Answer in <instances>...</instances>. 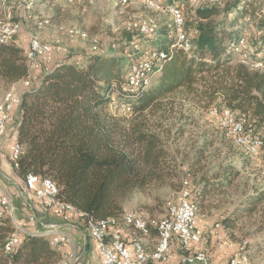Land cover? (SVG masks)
Instances as JSON below:
<instances>
[{"label":"trees","instance_id":"1","mask_svg":"<svg viewBox=\"0 0 264 264\" xmlns=\"http://www.w3.org/2000/svg\"><path fill=\"white\" fill-rule=\"evenodd\" d=\"M255 1L223 2L231 19L215 20L220 7L198 9L202 22L192 29L187 25L188 30L198 31L188 52L173 46L175 38L168 28L163 33L168 40L158 49L167 53L160 76L141 90L122 89L121 55L139 37L146 38L143 34L124 32L114 48L93 52L81 63L56 59L35 86L21 95L14 127L23 153L18 169L16 162L12 163L16 176L21 181L28 174L52 179L59 187L60 200L94 220L120 217L134 192L177 183L182 188V163L173 153V143L216 101L222 104L219 108L249 117L256 131H263L264 69L245 65L248 59L236 60L231 51L247 19L258 22L259 32L264 30V7ZM254 48L256 53L264 52V35ZM25 51L16 40L0 42V90L30 77ZM115 85L118 99L130 108L128 114L110 108ZM213 135L217 139L218 135ZM213 146V141L202 143L191 160V169L201 173L200 188L192 189L194 203L232 186L240 176V170L232 165L224 168L220 163L216 172L201 166ZM261 206L264 186L244 197L237 208L238 217L252 216ZM14 232L15 224L4 212L0 264H58L61 260L47 238L33 234L21 235L16 251L7 254L5 246Z\"/></svg>","mask_w":264,"mask_h":264},{"label":"rangeland","instance_id":"2","mask_svg":"<svg viewBox=\"0 0 264 264\" xmlns=\"http://www.w3.org/2000/svg\"><path fill=\"white\" fill-rule=\"evenodd\" d=\"M226 1L231 2V4L236 2V0H203L201 2L202 6L194 0H187L186 3L182 2L188 28H196L202 22L201 19H198L197 15V10L203 9L202 7H220L219 11L221 14L219 17H215V20H222L224 17H227V6H225L226 3H223ZM165 2L168 3L167 0ZM255 2L264 7L262 0H256ZM0 12L3 14L1 8ZM230 16L232 14H228L227 18L231 19L232 17ZM16 18L22 22V31L14 40L26 50L25 53L33 37L50 43L54 49L62 51L60 55L55 54L51 56L50 54L47 56L44 61H50L51 64L59 57L64 58L65 55L68 56L65 57L66 59L76 60L81 63L86 52H90V54L93 52H107L111 47L114 48L113 44L120 41L124 36L127 24L130 22L135 23L138 19L142 18H152L156 22L157 28L145 35L146 38H138L136 41L138 48L130 45L125 50L126 54L121 55L124 65L123 82L125 81L124 75L130 64L143 57V54L147 50L160 49L161 44H166L165 41L168 40L163 33L168 28H171L170 33L173 30L172 19L166 8L161 11L150 10L137 0H75L72 4L66 3L64 0H32V2L27 3L25 11L19 12L18 10L16 12ZM46 19L50 23L46 24L43 28H39L37 26L38 22ZM262 19H264V16ZM240 28L243 33L239 38V42L232 48L234 51L233 55L236 57V60H241V58L248 59L249 56L252 59L256 58L254 43L264 35L259 33L258 22L247 19ZM70 37L77 39L80 44H84V51L83 49L75 50V47H70ZM244 37L246 38L245 41H243ZM100 48L108 49L100 50ZM71 50L73 52L83 51L84 53L72 54ZM35 71H41V66L31 71L29 78H33L32 87L35 86L41 77V72ZM157 72L153 75L151 83L158 80L160 73ZM30 88L28 79L24 80L23 83L22 81L18 82L16 86L12 85L3 88L0 91V104L9 103L12 99L20 97V94ZM123 88L132 91H136L133 89L141 90L134 84L131 88L129 84L125 83L123 84ZM113 95L114 98L118 96L114 92ZM221 106V102L216 101L211 105V108L217 107L220 110L221 108L219 107ZM110 108L128 114L127 111L120 110L111 104ZM211 108L203 113H199L196 117L198 123L188 126L184 136L179 141L173 143V153L178 156L179 161L182 163L183 174L181 180H184L182 185L183 183H187L188 180L193 190L200 188L201 173L194 172L190 167V163L197 148L202 146V143L213 141L214 146L207 154L208 159L201 166H204L205 169L211 168L212 172H216L220 169V163L224 164V168L232 165L240 170V176L232 186L224 187L222 191L206 196L203 201L197 200V204H195L198 209V222L201 225L207 224L209 233L219 242L213 232V226L218 223L220 225L219 234L233 248L237 250L248 243V247H244V253L248 260L252 264H264V206L259 207L258 211L252 216L238 217L239 214L237 213V208L244 197L252 193L255 188L264 186V144L258 151L260 152L258 155L250 157L245 154L234 143L231 139L232 137L230 138L229 134H227L228 132L222 128L220 129L217 119L211 113ZM261 132L264 136V130ZM9 133L10 131H8ZM213 134L218 135L217 139H213ZM17 139L18 132L9 142L14 144ZM0 151L3 152L2 145H0ZM180 188V183H177L174 187H152L145 192H134L126 200L125 210L135 211L146 218L161 219L167 214L168 208L181 196L182 188L178 192ZM13 207L15 212L12 220L15 224V219H18L19 216L16 213L15 206ZM209 233L208 231L207 234L205 233L203 241L205 239L208 240ZM25 234L32 233L24 229ZM33 235H37V233ZM48 236L42 237L49 239ZM65 259L63 256L58 264L62 263L61 261ZM228 259L229 257H227V261Z\"/></svg>","mask_w":264,"mask_h":264},{"label":"bare ground","instance_id":"3","mask_svg":"<svg viewBox=\"0 0 264 264\" xmlns=\"http://www.w3.org/2000/svg\"><path fill=\"white\" fill-rule=\"evenodd\" d=\"M66 3L72 4L75 2V0H64ZM138 2L142 3L145 5L148 9L154 10V11H161L162 9H167L170 17L172 19V24H173V30L172 33L175 37L174 41V47L182 48L185 51H190L193 46V42L195 38L198 35V31L196 30H188L187 28V19L185 15V9L183 3H166L165 0H137ZM196 3H200L199 5L202 6L201 2L203 0H194ZM32 2V0H0V8L2 9L3 12V19L0 21V32H7L8 33H15L18 30V27H20V21L17 20L16 18V12L18 10H25L27 3ZM49 20H40L37 24L39 28H43L46 24H49ZM181 26H183V39H182V46H179L180 42V36H181ZM134 28H137L138 31H144L140 32L138 34H143L147 35L151 32H153L157 28L156 22L152 18H142L138 19L135 23L130 22L127 24L125 27V31L128 33L134 34ZM260 34H264V30L259 32ZM84 37V36H83ZM245 37L243 38V41H245ZM14 39H6V38H0V42H11ZM42 41L41 39L37 37H33L32 41ZM45 44H50L47 42H44ZM237 44V43H236ZM52 45V44H51ZM131 45L133 47L138 48V44L136 42H132ZM233 48V46H232ZM54 49V48H53ZM232 53L234 54L233 49L231 50ZM28 53V49L27 52ZM256 54V59L255 64L256 65H251L252 68L254 69H264V62L262 61V58L264 57V52L260 51L255 53ZM50 54H44V60L49 56ZM147 57V62H146V68L144 70V77L143 75H136L134 78L133 76L135 75V68H136V62L137 61H144L145 58ZM167 59V53L161 50H151V51H146L143 54V57L140 59L135 60L130 64V66L127 69L126 74L124 75L125 81H130L131 78L132 80V85L134 84L135 86L140 88H146L150 86L151 84V79L153 75L158 71H160V68L162 66V63L164 60ZM27 65L29 69H33L35 67H40L41 64H34V59H27ZM48 71V70H47ZM157 72V73H158ZM124 81V83H125ZM124 91H127V89L123 88ZM111 92L117 93L119 96V89L118 86L115 85L112 87ZM114 96V95H113ZM112 96L111 100V105L123 110V111H130V108L122 101L114 98ZM21 101V97H16L12 99L9 103H4L0 104V133L5 131L8 126H15L14 123V107L18 106V102ZM5 105V107H4ZM220 110H224L226 113H237L236 111H233L230 108H225L222 107ZM215 116V114H214ZM245 117V125L247 129H253L256 133H259L256 131L255 127L252 125L250 122L249 117ZM217 119V123L220 126V128L226 130L231 136L235 142L236 145H238L244 152L250 157H253L256 155V152H258L262 147L263 144H254V143H245L243 142L242 139V133L245 132V125H238V132H232V130H236V123H229L228 121ZM262 133V132H261ZM262 142H264V136L262 133ZM16 144H19L18 139L16 141ZM11 164L15 161V155L13 153L9 157ZM34 175V174H30ZM43 179V184H47L50 187H54V199H59V187L56 184L55 181L48 177H42ZM21 186L23 187V193L26 194L27 198L29 200H34L35 199V191H34V182L29 177H26L25 181H22ZM173 206V204L171 205ZM170 206V207H171ZM169 207V208H170ZM59 208L64 211H71L76 210L77 214L75 216H80L84 219L86 225L88 226L89 230V235L94 236V228L96 225H102L104 223L105 219L101 220H94L93 218L87 216L84 212L78 211L73 205L59 200ZM167 211V214L162 217L161 219H155V218H147L149 221H161L167 218H172V209H169ZM194 208H195V217H197L198 214V209L196 204L194 203ZM4 212L8 213L9 216L12 218L14 216V207L11 203H4ZM134 211L131 210H124L123 214L120 217H111L106 219V224H113L114 227L119 228L122 230V233H126V228L131 230L132 234L130 236L131 239H134L136 243H145L144 244V251H156V249H159L167 239V242H174V234H168L167 231V226L162 225V224H154V225H148V232L152 234V232H156V243L154 246H150L148 242L149 236L146 234V231H142L141 227L134 224L133 219H129L128 217L133 216ZM219 228L220 227H215L213 229L214 236L217 237L219 240H225V238L219 234ZM66 237L65 235H60L57 238H64ZM181 239H188V232H181ZM203 241V239H199L198 244H200ZM50 246L52 248H55L58 246V244L54 241H49ZM227 242V241H226ZM228 243V242H227ZM197 245V244H196ZM191 246L188 247V251L190 250ZM10 251H13V244H7L5 248V252L7 254H10ZM205 254L204 252L197 253L196 255H191L193 257H201V263L203 264H209V258L207 256H203ZM76 256H66L64 261H61L62 263L60 264H74ZM171 257H172V250H171ZM233 260L235 264H252L250 260L246 257L244 253V247H241L233 253ZM150 262V254H141L139 255V264H146ZM184 263H188V257H184Z\"/></svg>","mask_w":264,"mask_h":264},{"label":"built area","instance_id":"4","mask_svg":"<svg viewBox=\"0 0 264 264\" xmlns=\"http://www.w3.org/2000/svg\"><path fill=\"white\" fill-rule=\"evenodd\" d=\"M153 1V0H152ZM25 10H19L22 12ZM22 31V22L20 20V27H18L17 32L8 33L0 32V38L6 39H15L20 35ZM144 31H138L137 28H134V34H138ZM183 39V26H181V36L179 46H182ZM108 49V48H100ZM62 51L53 49L51 44H45L43 41H32L30 40L28 53L26 55L27 59H34V64H41V73L46 72L51 67L50 61H44V54L60 55ZM147 57L144 61H137L135 68V75H143L146 68ZM245 65H256L255 61L249 56L248 61L244 62ZM264 67V66H260ZM125 81V84H129V87L132 88V80ZM33 78H28L30 87L32 88ZM117 99V96H116ZM21 105V101L18 102V107H14V123L17 121L18 109ZM5 107V105H4ZM211 113L215 114V118H219L229 123H236V130L232 132H238V125H245V117L240 116L239 113H226L224 110H218L217 107L211 108ZM10 126V125H9ZM9 127L7 128V130ZM242 133V139L245 143H254V144H264L262 142V133H256L253 129H247L245 125V132ZM7 133L4 136H6ZM10 152L15 155V161L17 169L19 168V159L23 153V146L21 144L14 143L10 145ZM260 152H256L258 155ZM32 182H34V191H35V200L28 201H37L44 209L54 211L55 214L67 225L73 224V215L77 214L76 210L64 211L59 208V200L54 199V187H50L47 184H43V179L39 175H30L28 174ZM18 190L23 195V187L18 185ZM4 203H11L15 206L13 198L0 183V220L4 218ZM16 209V207H15ZM169 209H172V218H167L161 221H149L146 217L140 215L134 211L133 216L128 217L129 219L134 220V224L141 227L142 231H146V234L149 236V241L153 240L152 234L148 232V225L162 224L167 226L168 234H174V242L179 243L181 250L184 252V256L188 257V263L192 264L195 262H201V257H193L188 255V247L198 244L199 239L205 238V231L200 226L198 222V217H195V208L194 200L192 196V188L190 182L187 180V183H183L181 196L177 201L173 203ZM16 232L12 233L6 244H13V251H10V254L16 251V248L21 242V235H24V227L20 225L18 219H15ZM220 227L218 223L214 226ZM66 229L67 237L57 238L56 230ZM181 232H188V239H181ZM95 242L98 250V255L100 258V264H139V255L141 254H150V262L146 264H170L171 260V250L174 242H166L156 251H144L145 243H136L134 239L129 238L127 234L122 233L117 227H114L113 224H106V219L102 225H96L94 228V236H90ZM48 241H54L58 245L66 246L72 245L75 247V240L72 233L63 226L55 225V233L51 239ZM219 243L222 246L226 247L231 251L227 264H235L233 260V252L235 249L228 246L226 240H220ZM6 248V246H5ZM203 256H208L207 252ZM79 256L76 252V257L74 264H78Z\"/></svg>","mask_w":264,"mask_h":264},{"label":"crops","instance_id":"5","mask_svg":"<svg viewBox=\"0 0 264 264\" xmlns=\"http://www.w3.org/2000/svg\"><path fill=\"white\" fill-rule=\"evenodd\" d=\"M70 47H75L77 49H83L84 51V44H80L77 39L70 37ZM87 48V47H86ZM79 51V50H78ZM81 52H72L74 53H84ZM70 52V53H71ZM90 55V52L85 53V57L83 60ZM68 57L67 55L64 56ZM64 58H57V59H64ZM66 59V58H65ZM70 61H76L72 59H68ZM78 62V61H76ZM35 67L30 70L37 69ZM41 72V71H35ZM24 81V80H23ZM22 81V83H23ZM18 83L14 84L16 86ZM1 91V90H0ZM22 94H20L21 97ZM4 104V103H2ZM18 107V106H16ZM14 112V111H13ZM9 129H5V131L0 133V145L3 146V152L0 151V183L4 185L8 192H10L11 197L13 198L14 204L16 203V213H18V221L22 227L28 230L29 233H37L39 236H48L49 239L55 233V225L63 226L67 228L73 235L75 240V247L72 245L56 246L55 250H57L61 254V258L64 256H76V252L79 256L78 264H100V258L98 255V250L96 247V242L90 237L88 226L86 225L84 219L80 216L73 215V224L67 225L65 224L56 214L54 211L44 209L37 201H28V198L23 193H19L18 185L21 186L22 181L18 176H16L12 164L10 162V155L12 152H9L10 143L9 140L17 134V129L14 126H8ZM8 131L10 133L8 134ZM7 133V136H4ZM17 141V140H16ZM16 141L14 143H16ZM35 200V199H34ZM200 226L203 228L205 233L207 231L209 233V229L207 228V224L200 223ZM129 238L132 234L131 230L126 228L125 231ZM60 235H65L67 237V230L66 229H58L56 230V237ZM153 240H150L149 245L152 247L156 243V232H152ZM208 240L205 239L201 244H194L191 246L190 250L188 251V255H196L197 253L204 252L208 254L207 258H209V264H227V257H229L231 251L228 250L226 247L222 246L215 238L211 236L209 233ZM210 239V240H209ZM149 242V240H148ZM229 247H232L228 243ZM233 248V247H232ZM235 249V248H233ZM202 250V251H201ZM236 250V249H235ZM234 250V252H235ZM199 251V252H198ZM233 252V253H234ZM184 252L181 250L179 243L174 242L172 245V257L170 260V264H190L184 263ZM192 264H203L201 262H195Z\"/></svg>","mask_w":264,"mask_h":264}]
</instances>
